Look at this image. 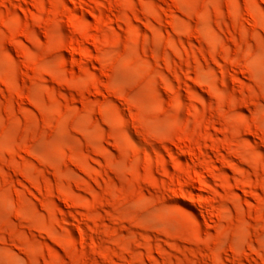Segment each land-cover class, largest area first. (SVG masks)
Segmentation results:
<instances>
[{
	"label": "rangeland",
	"instance_id": "obj_1",
	"mask_svg": "<svg viewBox=\"0 0 264 264\" xmlns=\"http://www.w3.org/2000/svg\"><path fill=\"white\" fill-rule=\"evenodd\" d=\"M0 264H264V0H0Z\"/></svg>",
	"mask_w": 264,
	"mask_h": 264
}]
</instances>
